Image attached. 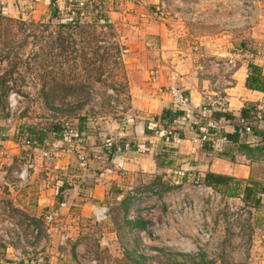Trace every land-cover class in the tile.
<instances>
[{
    "label": "crops",
    "instance_id": "0c3cea01",
    "mask_svg": "<svg viewBox=\"0 0 264 264\" xmlns=\"http://www.w3.org/2000/svg\"><path fill=\"white\" fill-rule=\"evenodd\" d=\"M75 1L85 8L87 20L105 19L116 32L132 118L113 125L115 141L120 140L113 144L126 148L112 159L106 145L112 138L105 140L101 153L96 149L99 154L86 169L73 157L48 160L40 157L43 148H34L27 156L35 153V159L23 163L28 171L23 182L8 173L16 169L10 165L21 156V149L6 131L9 137L3 141L5 150L1 148L6 158L0 160V217L9 215L10 200L36 220L53 215L39 255L30 264H142L135 237L141 228L127 217L133 200L130 190L146 188L157 179L183 182L188 172L201 180L209 173L230 178V189L238 188L237 199L246 187L254 190L262 206L247 208L245 262L264 264V92L247 88L251 66L259 67L264 78V0H0V10L11 18L36 20L51 9L54 16L60 8L72 10ZM209 59L232 62V84L225 87L230 97L228 119L201 108L220 75L206 63ZM174 87L188 97L189 110L182 113L188 120L180 118L188 132L174 131V138L164 141L152 128L173 110ZM192 115L201 118L199 129L221 140L215 148L201 149L190 140ZM234 135L236 141L228 138ZM58 171L65 177L57 176ZM60 188L61 207L56 206ZM101 207L109 209L105 222L94 215ZM144 223L148 230L150 223ZM0 224L7 225L3 220ZM12 263L9 255L0 253V264Z\"/></svg>",
    "mask_w": 264,
    "mask_h": 264
},
{
    "label": "rangeland",
    "instance_id": "374dc122",
    "mask_svg": "<svg viewBox=\"0 0 264 264\" xmlns=\"http://www.w3.org/2000/svg\"><path fill=\"white\" fill-rule=\"evenodd\" d=\"M72 10L60 8L54 16L51 9L36 20L0 18V139L5 141L9 137L6 131H10V138L21 149V156L13 158L10 165L16 168L8 172L12 178L20 176L25 161L35 159V153L27 156L34 148H43L40 157L44 158L50 151L51 160L65 155L79 161V151L90 165L89 160L99 154L96 149L101 153L107 138L119 143L113 125L130 122L125 120L130 112L125 59L116 32L106 22L87 20L86 11L73 14ZM101 10L98 7V12ZM80 16V26H61ZM11 94L18 97L13 109ZM120 106L124 111L118 109ZM59 125L75 135L81 131L84 142L65 140L56 130ZM27 133L36 142L23 148L19 139ZM57 176L63 178L65 173L58 171ZM168 180L160 188L173 187L171 193L151 197L127 215L150 223L146 233L138 231L135 236L140 241V254L148 257L147 264H246L249 209L241 206L240 220L230 223L243 229L242 235L234 236L231 225L225 224L228 213L220 205L219 193L174 178ZM134 191L130 190L131 196ZM226 199L223 197L224 203ZM10 201L9 215L0 217L7 224H0V253L9 255L12 264H30L37 259L39 244L47 237L45 230L51 223L24 215ZM235 201L236 197H229L231 205H236ZM198 249L207 255H195L201 253Z\"/></svg>",
    "mask_w": 264,
    "mask_h": 264
},
{
    "label": "built area",
    "instance_id": "2783aa9c",
    "mask_svg": "<svg viewBox=\"0 0 264 264\" xmlns=\"http://www.w3.org/2000/svg\"><path fill=\"white\" fill-rule=\"evenodd\" d=\"M77 2V1H75ZM83 15V14H82ZM83 21V17L80 16V18H77L74 21V24H76L77 22H82ZM193 21H195V19H193ZM206 63H208V65H210V67L214 68L215 71L217 73H219V78L218 81H216L212 88H213V92L212 94H207V96H205L203 98V101L201 103V108L208 110V111H212V112H222V111H226L229 106H230V97L226 94L225 92V87H228L232 84L231 81V75H230V65L232 64V62L228 61V62H223L221 60H217V59H209L206 61ZM170 94L172 96V105H173V111L176 113H185L187 112V110H189L190 104L188 101V97L187 95L184 93V91L178 87H174L170 90ZM18 97L16 94H11L9 97L10 100V107L13 109V107H15V103L17 101ZM118 109H121L124 111V108L122 106H120ZM132 115L131 113H127L125 120H131ZM191 123L193 124V127L190 128L191 133H190V140L197 144L201 149L204 148H215L219 143H220V139H218L216 137V135H213L211 132L208 131H204L201 128L199 129V126H201V118L200 119H195L192 115V117L190 118ZM184 120H179L175 125H163V124H159V129H157L155 131V136L160 137L162 140L164 141H169L170 139L174 138L175 133L174 131H179V132H188V129L186 128L183 129V127L181 126V124H183ZM202 130V131H201ZM249 131V130H247ZM65 132H63L64 134ZM70 136L72 138H75V134L72 133L70 134ZM32 141L27 140V141H21L20 146L23 148L26 147H30L33 146ZM72 143V142H70ZM72 144H77V143H72ZM2 147H0V157L4 156V151L1 149ZM74 153V146L73 148H71ZM121 148H117V151H121ZM78 155V159H79V166L83 169H86L88 166V160L87 157H85L84 155H82L81 152H77ZM45 158L48 160H51L52 155L49 153H45L44 154ZM28 177V171L27 169H24L19 178L20 180L23 182L27 179ZM194 186V185H193ZM200 188L204 187L202 185L198 186ZM205 189H207L210 192H214L211 188L208 187H204ZM171 193V192H169ZM216 193V192H215ZM168 193L164 194V195H158V194H148V193H141V194H132L134 197V202L131 205V207L134 205V209L132 210L131 207L129 208L127 215L129 216V214H132L136 208H138L140 206V203H142L143 201L149 200L151 199V197H164L165 195H167ZM221 198V202L220 205L222 206V208L227 210L228 213V220L227 222L225 221V224H230V223H234L237 222L238 220H240L242 212L241 211V206L242 208H246V206L243 204L242 199H237L236 205H231L229 203V198L226 199L225 203L223 201V198L221 195H219ZM223 201V202H222ZM219 210V209H218ZM95 218L99 221V222H105L108 218H109V209L107 207H101L99 209H97L94 213ZM130 219V218H128ZM132 221L136 220L131 218ZM130 219V220H131ZM46 220L51 223L53 222V215H47ZM231 226H229L230 229V233L233 235H242L243 233V229L240 225H235V224H230ZM149 230V229H148ZM148 230H138L141 231L143 233H146V231ZM137 231V232H138ZM37 232V231H36ZM229 232V231H228ZM198 252L202 251L200 249L197 250ZM145 256V255H143Z\"/></svg>",
    "mask_w": 264,
    "mask_h": 264
},
{
    "label": "trees",
    "instance_id": "16d2710c",
    "mask_svg": "<svg viewBox=\"0 0 264 264\" xmlns=\"http://www.w3.org/2000/svg\"><path fill=\"white\" fill-rule=\"evenodd\" d=\"M73 14L74 12H83L84 11V7H82L83 5H81L80 2H74L73 3ZM4 16H8L6 14L5 11L3 10H0V18L4 17ZM97 21L99 23H102L100 17H97ZM104 21V20H103ZM106 23H108L107 21H104ZM109 24V23H108ZM62 27H65V28H75L76 26H80V22H77L76 24L73 23V21L71 19H69V21H66V22H62ZM110 26V24H109ZM119 51V50H118ZM247 88L250 89V90H256V91H260V92H264V78L262 76V70L259 68V67H256V66H251V75L249 76V78L247 79ZM227 111V110H226ZM226 111H222V112H217V113H220L222 114V116L226 117L227 119L230 118L228 116L227 113H225ZM180 118H184L185 120L187 119L188 120V115L186 116V114H182V113H176L174 112L173 110L171 111H166L160 118L159 120V124H163V125H175L176 122H178L180 120ZM155 124V126L152 128L153 131H156L157 129H159V124ZM57 132H65L64 134H62V137L69 141V142H72V143H82L84 142L85 140V136L84 134L79 131L75 138H72L70 136V134L73 133V131H70V130H67L66 128H63L62 125H59L57 127ZM202 131V130H201ZM34 138L31 134H26V137L24 138H21L20 137V140L21 141H27V140H30L32 142L35 141V139H32ZM229 139L233 140V141H236L237 138H238V135H234L232 137L228 136ZM3 145V140L0 139V147H2ZM107 147L110 148V159H112L114 157V154L115 152H117V148H121V149H125L126 146L125 145H120V146H117V145H114L112 142L108 141L106 143ZM187 172H185L184 174H186ZM185 181H183V184H189V185H194V186H204V187H208V188H211L214 192L216 193H219L222 198L223 197H226V198H229V197H236L238 195H236L235 191L236 190H232L230 189V185H231V182L232 181L230 178L228 177H225V176H221V175H216V174H212V173H209L206 175V177L204 178V180H201L199 178L198 175H191L189 172L185 175ZM164 182L162 180H155L152 184H150V186L146 187V188H143V189H137L134 191V194H141V193H148V194H158V195H164L166 193H169L170 191H172L174 188L172 187H166L164 188L163 190L160 188L161 184H163ZM63 189L60 188L59 191H58V195H57V201H56V206H59L61 207L64 202H63V198H62V193H63ZM245 194L242 195L241 199H242V202L243 204L246 206V208H248V206H252V208H259L262 206V201L261 199H258V198H255L254 196V190L252 188H248L246 187L245 189ZM132 202L128 205V208L133 204L134 202V197L132 195ZM225 211L227 212V210L225 209ZM130 224H134L135 228L136 227H139L141 228V230H147V224H145L143 221L139 220V219H136L135 221H133V223H130ZM201 253H198V254H195V255H200V256H203L205 257L207 254L200 251ZM140 260L142 261V264H147V259L146 258H143V256H140L138 255Z\"/></svg>",
    "mask_w": 264,
    "mask_h": 264
}]
</instances>
